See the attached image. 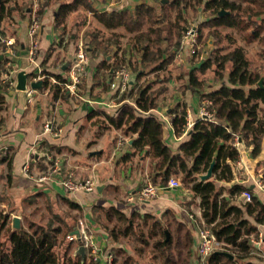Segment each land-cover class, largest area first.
<instances>
[{"label":"trees","instance_id":"obj_1","mask_svg":"<svg viewBox=\"0 0 264 264\" xmlns=\"http://www.w3.org/2000/svg\"><path fill=\"white\" fill-rule=\"evenodd\" d=\"M58 1L54 27L59 31L60 40L64 39L68 16L79 6L109 33L106 35V32L97 28L85 35L89 40L91 53L104 55L97 64L95 78L102 70H108L106 79H109L111 68H116L118 64H123L121 68L126 66L136 76L128 90L121 95L119 92L115 94L114 97L120 104L116 113L95 108L88 113V117H103L108 124L105 126L122 129L125 135H130L133 138L130 145L133 150L125 154L124 158L136 154L149 157L150 176L154 183L160 179L161 183L168 185L172 175H181L184 186L190 188L200 199L199 222L215 236L216 242L221 244L220 250L233 255L230 258L215 252L218 250L216 248L206 256L203 264H255L253 259L257 257L253 252L260 250L264 253V242L258 249L252 240L259 237L258 225H264V201L252 187L234 182L241 151L233 141L234 135H239L241 144L251 149L253 157H258L262 152L264 87L259 85V81L264 77V72L258 67H252L245 47L235 44L232 36L230 39L233 47L228 51L222 52L224 47L214 46L209 59L196 70L205 71L215 64L220 84L213 89H206L205 81L197 75L194 68L189 73L186 88L198 96L201 104L211 102L209 109L214 111L215 119L199 117L192 128L187 130L188 105L183 103L174 106L171 109L174 132L178 137L186 136L177 149L172 148L164 139V122L151 113L158 107L159 96L167 87L154 91V81L145 85L138 83L150 72L159 73L168 69L181 49V37L189 28V20L185 15L189 8H201L208 12L210 16L205 24L214 28L213 32L217 36L220 35V27L246 29L254 25L249 40L260 38V43L263 44L260 54L264 57V0H153L154 3L140 1L134 7L111 9L100 8L93 0ZM11 2L12 0H0V22L5 16L18 10ZM243 3L246 5L243 6ZM47 5L48 2L41 4L38 11L40 19L43 18ZM175 8L177 11L174 14ZM222 10L226 12L220 14ZM119 28L133 34L131 52L126 49L120 51ZM164 42L172 45L173 49L169 51L162 47ZM61 43L62 41L59 44ZM134 52L136 57L132 56ZM109 54L113 56L111 60L108 59ZM43 60L44 58L41 62ZM4 63L6 64V60H0V77L2 74L10 75V69L4 68ZM228 65L230 67L226 73ZM148 67L149 70L146 69ZM61 69V72L55 73L44 68L42 72L45 76L43 90L50 91L55 100L65 93L63 83L68 80L69 68L63 69L62 65ZM171 78L166 75L167 80L164 82H170ZM4 92L0 83L1 111L6 108ZM126 99L132 100L134 104ZM4 123V117H0V131ZM101 123L98 121V125L101 126ZM48 147L54 148L51 145ZM60 150L58 148L57 152ZM12 151L9 147H0V165L6 168L7 185L14 181ZM41 156L38 154L33 157L32 165L37 164L40 170L45 171L52 164L46 162L45 165L46 159ZM213 161V178L202 180L200 176L208 171ZM221 181L234 182L227 189V194L223 192L222 186L217 185ZM245 190L252 192V200L242 199ZM42 195L43 192H38L34 196ZM62 199L79 212L84 209L82 204L69 197L62 195ZM97 208L103 210L101 215L96 216L97 219L104 217V223H99L108 233V239L116 244L110 250L113 255L110 264H195L196 242L191 225L179 221L172 210L167 209L163 217H158L155 213L139 210L128 214L114 205H96L94 209ZM54 215L60 223L56 224L53 216L46 224L31 222L29 228L14 229L9 227L7 213L2 212L0 236L1 231L6 228L8 245L0 239V264H101L87 255L83 259L80 253H69L74 241L78 246L85 244L82 236L73 233L79 228L80 221L70 224L57 213ZM59 243L64 246L63 254L57 251ZM136 243L139 245H135Z\"/></svg>","mask_w":264,"mask_h":264},{"label":"rangeland","instance_id":"obj_2","mask_svg":"<svg viewBox=\"0 0 264 264\" xmlns=\"http://www.w3.org/2000/svg\"><path fill=\"white\" fill-rule=\"evenodd\" d=\"M60 1H63V0H60ZM93 1L95 2L96 6L97 4H100L101 8H106L108 4V0H93ZM143 1L154 3L153 0H143ZM45 2H48V5L45 8L43 18L40 19V17L38 16V11L41 8V4ZM11 4L15 5V7L17 6L18 10H16L14 13H12L9 16H5L4 19H6L7 22L5 23V20L3 19L4 23H1L0 25V52H3V53L6 51V47L4 45L3 39L6 37H11L13 35V32L19 26L20 21H23L26 19V24L28 25V28H29V24L33 20V18L38 19L39 21H41V23H43V20L45 19V17L54 18V13L58 9L59 1L58 0H12ZM245 5L246 4L243 3V6ZM85 11L86 10L82 6H79L75 11L70 13V15L67 18V30H66L64 39L60 40V37L58 36L59 31H56V36H55L53 44L49 46V48L47 49L45 53V56L39 57V60H36L38 61L37 65L35 64L33 60H30L29 58L30 67L29 66L28 67L29 68L32 67V69L28 70L27 67H26L27 69L21 68L20 65L18 64L16 65V63H13L14 65L12 64L10 67H8L7 61H6V64L4 63V68L7 67V69H10V73H9L10 75L6 76L5 74H2V76L0 77V83L3 87V90L7 91L13 88L16 89V84L12 85L11 80L16 83L17 81L16 74L18 71L22 69L32 72L31 76L29 77L30 81H37L42 78L40 77L37 80H34L33 78H36L39 76L45 77L42 73L44 72L43 70L44 68H48L55 73L61 72L62 65L63 66L67 65V67L69 68L70 63L68 62L71 61L72 56L76 54V51L78 50L79 45L82 44L87 50V61L85 64L86 68H85L84 73L81 75V82L79 83V86H78L79 91L76 94L71 95V97L73 98L74 103L83 104V98H82L83 96H89L87 98H90L89 100L90 102H91V97L93 98V97L102 96V95L104 96L105 92H107L109 89V85H107V83L108 84L113 83L114 81L110 82L113 79H116L117 82L119 81L118 71L122 69L121 67L123 66V64H118L116 68L114 67L111 68V74H110L109 79H106L107 75H109L108 70H102L101 74L97 78H95V73L97 71V64L101 60V58L104 57V55L103 54L94 55L93 53H91L90 43H89V40L85 38V35L87 32L94 31L97 28H100L101 30L106 32V35H108L109 33L107 32V30H105L103 25L97 22L95 18H93V16L91 17V15H89V13ZM176 11L177 10L175 8L173 13L175 14ZM185 15L186 17H188V20H189L188 30L194 27L197 31V37H196L194 46H192V43H191V44L181 47L176 57L172 61V63L169 64L168 69H166L165 71L163 70L159 71V73L156 71L150 72L146 76H144L138 83V84L142 83L145 85L146 83L150 81H154L153 82L154 91H158L160 89H163L164 87H167V90H165L159 96L158 106H163L164 104L168 107H171L172 109L175 106L176 99L178 97L183 96V94L181 96V92L178 93L176 91L169 89L168 85L170 84V82L169 81H167L166 83L164 82L165 80H167L166 75L167 76L170 75V77H172L171 78L172 82L173 80L176 81L178 83V86H180L182 90L183 89L185 90V87L183 86V84L185 86L187 85V83L189 82V73L192 69L195 68L197 75L205 81L206 89H209L210 87L218 86L220 84V80L217 78V75L215 73V70H216L215 64L211 66L210 68L206 69L205 71H200L199 69L198 70L196 69L200 67L202 63H205L209 59L211 55L210 54L211 50L213 49L214 46L224 47V50L222 52H226L230 48H232L233 43L231 42L230 36H232L235 39V44L243 45L245 47L247 56L250 59L252 67L254 68L258 67L260 68V70H262V72H264V57L260 54V51L263 48V44L260 43L261 42L260 38H255L251 41L249 40L250 31H252V29L255 27L254 25L246 29L230 28V27L223 29L222 27H220L219 28L220 35L217 36V34L213 32L214 28L209 27V24H205L206 21L208 20V17L210 16L208 12L203 11L201 8L197 10L189 8L185 11ZM28 28H27V47H29ZM47 30H48V25L46 24L44 37H43L44 42H48ZM118 31L121 33L120 40H119L121 43L120 51L122 52L123 49H126L128 52H131V46H132L131 37L133 36V34L128 33L124 28H119ZM186 33L187 32L183 34V36L181 37V40L184 38ZM105 37L107 38V36ZM61 41L62 43L59 44ZM16 42L20 46L21 44L20 39H17ZM161 45L162 47L168 49L169 51L173 49V46L170 45L168 42H164ZM113 47H115V49L117 48V46L115 45H113ZM193 47L196 49L195 54L192 53ZM20 49L21 47L19 48V50ZM40 49H41V32H40ZM40 53L38 55H40ZM69 53H73V55L70 56ZM38 55L35 57V59L38 58ZM136 55L137 54L135 52L134 54H132V56L134 57H136ZM43 57H44V60L41 62ZM112 58H113L112 54H109L108 59L111 60ZM229 67L230 65H228L226 73L228 72ZM124 69L127 71L129 70L126 68V66L124 67ZM146 69L149 70L150 68L148 67ZM128 72L132 74L134 79H136L135 73L130 72V70ZM162 78L164 79L161 80ZM99 81L101 82L97 83ZM8 83H10V85H8ZM176 87L177 86H175V88ZM28 90L24 91L26 93V98H27L28 103H31L34 100V98L37 97V95L41 94L42 95L41 100L44 102L45 106H47L46 112L44 116H42L41 129L44 130V132H46L45 134L49 136V138H52V139L60 138V141L58 142H55L52 140L50 142L48 139H45L43 136L40 139L41 141L38 140V143L35 144V146L33 147L34 149L33 151H36L37 155L38 154L42 155L41 157L46 159L45 165H47L46 162L48 164H53L56 158L63 159L62 168H61V177H65L69 172H74L75 177L80 181L81 180L83 181L86 179L95 180V178L91 177V174H92L91 173V145L95 144L94 139L100 138L99 136L102 134H105L102 144H104V146L107 148V152L109 153V158H111L112 160L116 159V155L114 153L120 150V148L123 145H127L125 138L129 137L130 135H125L124 130L122 129H116L110 126H105V125H108L106 123V120H104L103 117H98V116L92 119L88 118L86 120H83L82 124H79L78 130L75 132V134L73 132L70 142L67 139H68V136H70L71 134L65 135L61 133V136L54 137L52 134H50L49 131H46L45 125L47 122H51L54 126V130L60 128L59 126H57L58 125L57 120L55 119L56 116L60 117V115L59 114L57 115V112H56L58 111L57 107H58V104L63 102L65 103L64 105H67L65 106V109L71 111V103L68 101L70 94L65 90V93H63L62 97L59 98V102L55 103V101H57L58 99L56 100L53 99L52 93L50 91H46V90L39 91L37 89H34L30 91L32 96H29L28 95L29 93H27ZM45 93H46V96H45ZM174 95L175 97L172 99V102L166 104L167 102L165 101V99H167L166 97L168 96V98L171 99L172 96ZM50 97L52 98V101L55 103V104L53 103L54 107L50 105V102H49ZM108 100H105V101H108ZM127 100L128 99H126V101ZM118 105L120 106V104ZM5 107H6V104H5ZM5 110L3 111L0 110V117H4V119H6L7 116L9 115V113L7 112L6 114H4ZM112 111L114 112V110ZM75 119H76V116L71 115L69 119H67L66 117V120L64 122L68 123L69 121V122L74 123ZM98 121L102 122L101 126L98 125ZM96 129H98V131ZM2 131L3 129L0 132ZM8 138H9V135L6 136V141L4 142L3 145L8 146V143L10 141L8 140ZM68 143H70L72 146H69ZM48 145L54 146V148L49 149ZM241 145L242 144L240 143L239 148L242 147ZM58 148H61L60 152H57ZM29 159L32 160V157H29ZM49 161L51 163H49ZM40 169L41 168H39L37 164L36 165L31 164L29 173L25 174L23 171L25 175L24 177L25 181L22 182V187L17 188L16 187L17 179L15 177L11 185L6 184V168L4 165H0V214L2 212L7 213V215L9 216V222H8L9 227L11 226V228H13L12 221H13V217L15 216H18L21 218L22 227L29 228V224L31 222L43 223V224L48 223L49 220L52 219L53 216L55 217L54 213H57L61 218L65 219L70 224H76L75 221L79 220L80 221L79 226H78L79 228L81 227L80 226L81 221L91 223V220H88L86 217V214H85L86 208L84 206H83L84 209L81 212H79L78 210L71 208L62 199V194L57 189L54 188V186L59 187V184L56 182V180L48 181V182L39 181L40 176L43 173V171ZM238 169L239 167L237 165L234 182H236L237 178L247 179V176L243 177V174H241V172L238 171ZM56 178L58 179V177ZM171 178H175L178 181H180L181 183L180 187L184 186L181 175H172ZM259 178H260L259 181L264 183V176L263 177L261 176ZM259 181H257L256 183L257 186H258ZM222 182L225 183V186H222L224 188L223 192L227 194V189L230 187V185L233 184V182H225V181H222ZM244 185H248V184H244ZM218 186L220 187V185ZM258 188L260 187L258 186ZM259 191H260L259 194L261 195V198L264 199V192L261 190ZM38 192H43V195L39 197L34 196ZM79 193L82 195L90 194L91 196V192H84L80 190L78 192H71L73 197H76L77 199L81 200L78 197ZM87 197L89 196H86V198ZM242 199H243V196H242ZM186 201H188L186 202L187 204L191 202L190 200H186ZM83 203L85 206L91 207L93 217L95 219L97 226L102 227L100 223L102 222L104 223V217L97 219L96 216L98 214L101 215V213H103V210L98 209V208L94 209L95 208L94 203L91 205V198L90 199L87 198L85 201H83ZM156 215L158 217H163L164 213L163 214L158 213ZM102 216L104 215L102 214ZM199 218L197 217V222L199 223L200 226H203V224L199 222L198 220ZM55 223L56 224L60 223V221L57 220L56 217H55ZM194 225H195V222H194ZM258 230L260 233L259 237L258 238L255 237L252 240L254 243L257 244L256 247L260 249V247L263 246V242H264L262 241V239H264V225L259 224ZM7 232L8 230H6V228L3 229L1 231L0 239L5 242L4 244L8 245ZM87 233L89 236L94 235V233H96V229H93V227L89 226ZM106 234L108 235L107 232ZM96 243H97V246L99 247V253L102 255V258H104V255L110 252V250L112 251L113 247L116 245L115 243L111 242L110 239H107V244L105 243V246L100 242L98 244L97 240H96ZM82 245L85 246V244H82ZM135 245H139V244L136 243ZM220 245L221 244H218L216 242L214 245V248L215 249L217 248L218 250H220L221 249ZM80 246H78V243L74 241L69 253L79 254L77 251ZM63 247L64 246L61 243H59V245L57 246V251L60 254H63V251H64ZM253 254L256 255L257 257L253 259L255 264H264V253L263 252H261L260 250H255ZM86 255L91 258L90 249L87 246H85V256ZM195 257H196V260L198 259L202 263H204L205 258H206V257L205 258L198 257L197 253L195 254ZM101 264H104L103 260Z\"/></svg>","mask_w":264,"mask_h":264},{"label":"crops","instance_id":"obj_3","mask_svg":"<svg viewBox=\"0 0 264 264\" xmlns=\"http://www.w3.org/2000/svg\"><path fill=\"white\" fill-rule=\"evenodd\" d=\"M138 2H140V0H121L114 6V8L134 7ZM97 6L101 8L100 4H97ZM53 19V17H45V19L43 20L41 28V53L40 55H38V58L33 60L36 65L38 62L36 60H39V57L45 56L47 49L54 42L56 29L54 27ZM4 20L6 23V19ZM4 20H1L0 25L1 23H4ZM46 24L48 25V42H44L43 40ZM27 28L28 25L26 24V19L20 21L19 26L14 30L12 37H14L16 40L20 39L21 42V49L18 51V56L14 59V63H16V65H20L21 68L27 67L29 70L32 69V67L29 68L30 60L29 49L27 47ZM69 54L70 56L73 55V53ZM7 57L8 55L6 51L4 53L0 52V60L8 61L9 58ZM73 57L74 55L72 56V58ZM112 81H114L115 83L109 84V89L107 92H105V95L93 98L91 97V103L89 101L90 98H87L89 96H83V104H76L74 103L71 95H69L68 101L71 103V111L65 109V106H67L64 105L65 103L62 102L58 104V111L56 112L57 115H60V117H55L58 124L57 126L62 127L63 134H71L67 139L69 142L71 141L73 132L75 134V132L78 130L79 124H82L83 120L89 118L88 113L93 109L98 108L95 107V104L93 103L94 101L108 100L110 97L116 100L114 96L118 92V89H116L117 81L116 79H113ZM133 82L134 79L132 80L131 84ZM171 82L172 80H170V84L168 85L169 89L178 93L181 92V96L183 94L182 97H178L176 99L175 106L177 104L186 103L188 105V113L191 115V118H193L194 121L197 120L200 117L202 109V104L200 103L198 96L192 90L186 88L184 84L183 86L185 87V90H182L180 86H178V83L176 81L173 80V82ZM175 86L177 87L175 88ZM213 88L214 87H210L209 90ZM4 95L6 101V110L4 114H6L7 112L9 113V115L5 119L3 131L0 132V147H9L13 150V175L17 179L16 187L21 188L22 182L25 181L23 164L27 159H29V157L38 156L33 151V147L36 143H38V140H40L44 136V138L48 139L50 142L51 140L58 142L60 141V138H49V136L45 134L46 132L41 129L42 116H44L47 109V106H45L44 102L41 100V94L37 95V97L34 98L31 103H28L26 93L24 91H20L15 88L5 91ZM174 97L175 95L172 96L171 99H169L167 96V99H165V101H167L166 104L172 102V99ZM127 101L134 104L132 100ZM49 102L50 105L53 106L54 102L52 101L51 97ZM57 102H59V99L55 101V103ZM118 107L119 105L117 104L115 107H110L109 110L111 113H116ZM112 110H114V112ZM151 113L164 122V139L172 148L177 149L179 144L186 138V136L178 137L175 134L171 122V107L163 104V106H158V108L153 109ZM71 115L76 116L75 122H64L66 120V117L67 119H69ZM96 130L98 131V129ZM7 135H9L8 140H10L8 146L3 145L6 141ZM99 137L100 138H95V144L91 145V177L95 178V181L98 184V188L96 189V191L91 192V196L90 194L82 195L79 193L78 197L83 201H85L87 198H91V205L94 203V206H96V204L102 205L104 207L114 205L117 208L124 210L128 214L133 210L163 214L167 209H170L177 215V218L179 220L191 225L196 242L197 232L194 222H197V217H201V208L200 199L194 195L191 189L185 186L170 188L168 185L161 183L159 179L156 184L159 185L160 190L158 196L155 199L143 203H134L133 201H130L128 198L130 193L137 192L148 179L152 180V177L150 176L151 160L149 157H144L142 155L140 156L139 154L132 155L130 158H124L125 154L130 153L133 150L130 146L133 142V138L131 137L125 138L127 145H123L120 150L115 152L114 154L116 155V159L112 160L111 158H109L107 148L104 146V144H102L105 134H102ZM68 144L69 146H72L70 143ZM241 146V159L239 161V164H237L239 167L238 171L243 174V177L247 176V179L237 178L235 183L250 185V187L255 189V193L261 198L259 190H263L258 188L256 183L257 181H259V177L264 176V143L262 145V152L258 157H253L251 154V149L245 144L242 143ZM217 185L225 186V183L221 181L218 182ZM54 188L57 189L62 195L73 200L75 199V201H77L78 203L83 204L82 206L86 208V217L87 219L91 220V227H93V229H96V233H94V236L98 244L100 242L105 246V243L107 244L108 235L102 227L97 226L93 217L91 207L85 206L83 201L77 199L76 197H73L71 193L66 192L61 186H54ZM86 196L89 197L86 198ZM261 199L264 201L263 198ZM186 200H190L191 202L187 204L186 202L188 201ZM196 253L197 252H195V254Z\"/></svg>","mask_w":264,"mask_h":264},{"label":"built area","instance_id":"obj_4","mask_svg":"<svg viewBox=\"0 0 264 264\" xmlns=\"http://www.w3.org/2000/svg\"><path fill=\"white\" fill-rule=\"evenodd\" d=\"M121 0H108V4L106 9L114 8V6L119 3ZM111 7V8H110ZM42 28V23L36 18H33V20L29 24L28 28V43H29V58L30 60H34L35 57L40 53V32ZM197 37V31L194 27L190 28L184 38L181 40V47L186 46L188 44L192 43V46H194L195 40ZM6 52L9 58L7 61V66L10 67L14 63V59L16 58L19 50V45L17 44L14 37H6L3 39ZM196 49L193 47L192 53H195ZM86 61H87V50L86 48L81 44L79 45L78 50L76 51V54L71 59L69 71H68V80L67 82L63 83V89L66 90L70 95L76 94L78 90L79 83L81 82V75L84 73L86 68ZM13 74V73H12ZM119 74V81L117 82L116 89L121 95L124 91L128 90V88L131 85L132 80L134 77L131 73H129L127 70L122 68L120 71H118ZM44 78L42 76L33 78L34 80H37L38 78ZM113 82V81H112ZM115 83V82H113ZM12 85H15L16 83L14 81H11ZM31 90H34L30 88L27 93H29V96L31 95ZM91 103V102H90ZM95 104V107L102 108V109H108L110 107H115L118 103L116 100L112 97L109 98L108 101L105 100H97L93 102ZM211 104L210 101H207V104L202 106L200 117L208 118L210 120L215 119L214 111H211L209 109V105ZM194 124L193 118H191V115L187 114V130L192 128ZM46 131H49L50 134H52L54 137H58L61 135L63 129L60 127L58 129L54 130V126L51 122H47L45 125ZM234 145L236 147H239L240 145V137L239 135H234ZM36 153V151H34ZM33 160V157H32ZM31 159H27L23 164V171L24 173H29L31 164ZM63 159L56 158L54 163L50 165L49 169L43 171L42 175L40 176L41 182H48L56 180V182L61 186L66 192H78L84 191V192H93L98 188V184L93 179H86V180H78L75 177L74 172H69L65 177H61V168H62ZM239 164V162H238ZM58 177V179L56 178ZM168 186L170 188H177L181 186L180 181H178L175 178H170ZM258 186L264 191V183L261 181L258 182ZM159 185L154 183L151 179H148L143 186L134 193L129 194V200L133 201L134 203H143L148 202L150 200L155 199L159 194ZM245 201L252 200V192L249 190H245L242 194ZM89 220V219H88ZM81 227L78 228L79 230V237H83V240L85 241V246H87L90 249L91 257L93 260L102 262L104 261V264H110L113 255L111 252H108L104 255V258H102V255L99 253V247L96 243V238L94 235L89 236L88 235V227H91L90 222H84L81 221ZM195 228L197 232V239H196V252L198 257L205 258L207 255H209L215 248L214 245L216 243L215 236L211 233V231L206 228L204 225L200 226L198 222H195ZM73 237L71 236V239ZM263 241V239H262ZM195 264H203L198 259L196 260Z\"/></svg>","mask_w":264,"mask_h":264},{"label":"water","instance_id":"obj_5","mask_svg":"<svg viewBox=\"0 0 264 264\" xmlns=\"http://www.w3.org/2000/svg\"><path fill=\"white\" fill-rule=\"evenodd\" d=\"M163 2H166L167 0H162ZM226 11L222 10L220 12V14H224ZM110 58V57H109ZM68 64V63H67ZM67 67V65L64 66ZM32 72H29L25 69H22L20 71L17 72L16 74V89L20 90V91H27L29 88H33V89H37L39 91L43 90V79L37 80V81H30L29 77L31 76ZM264 81V77H262L259 81V85L264 87L263 84ZM215 161L212 162L211 167L208 169V171L205 174H202L200 177L202 180H210L213 177V167H214ZM2 174V173H1ZM13 228L14 229H21L22 228V224H21V218L18 216L13 217ZM168 234V230L166 231ZM73 233L77 234L79 236V230H75ZM78 253H80L83 257V259H85V246L81 245L78 248ZM215 252H219V253H223L225 255H228L230 258H233V255L227 251L224 250H216Z\"/></svg>","mask_w":264,"mask_h":264}]
</instances>
